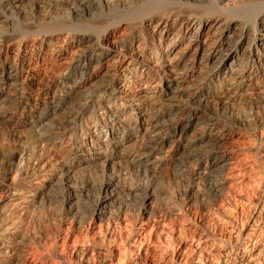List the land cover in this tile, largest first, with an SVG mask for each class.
I'll return each mask as SVG.
<instances>
[{
    "label": "bare ground",
    "instance_id": "1",
    "mask_svg": "<svg viewBox=\"0 0 264 264\" xmlns=\"http://www.w3.org/2000/svg\"><path fill=\"white\" fill-rule=\"evenodd\" d=\"M260 108L264 0H0V264L25 256L38 264L48 251L39 240L52 232L41 229L46 192L70 189L94 168L107 178L91 215L121 232L88 247L74 242L69 254L53 253L58 264H91L97 251L95 264H215L210 248L219 249L216 264H264V241L249 230L264 233L258 203L241 227L232 210L218 212L229 231L165 229L194 204L201 182L221 193L224 142L251 131L264 145L263 118L252 129L228 122ZM260 175L264 185V168ZM164 176L188 183L179 203L159 204ZM117 188L133 200L114 215L107 207ZM75 199L61 204L80 228Z\"/></svg>",
    "mask_w": 264,
    "mask_h": 264
},
{
    "label": "rangeland",
    "instance_id": "2",
    "mask_svg": "<svg viewBox=\"0 0 264 264\" xmlns=\"http://www.w3.org/2000/svg\"><path fill=\"white\" fill-rule=\"evenodd\" d=\"M258 111L255 112L254 114L255 116L250 115V113H246L247 114L246 115L243 114V112H237L234 118L229 119L228 122L233 123L234 120L236 121L237 119L238 120L240 119L242 122L244 121L247 122L244 123L248 125L246 126L247 128L252 129V127H249V124H253L252 123L253 119L255 118L264 119V108H260ZM251 136H252L251 131L248 132L243 131L242 133L237 134L232 138L228 139L226 142H224L225 144L224 143L222 144L223 150L226 152L228 157L222 163V164L224 163L226 164V169L224 171L219 170V173L221 175L217 174L220 175V177H225L224 186L222 187L221 193L219 195L214 193L212 189V182H207V181L201 182L198 187L199 191L196 194L194 204L189 203L185 208V210H187V213L183 211L182 214L176 217V220L178 222L176 221L175 223L172 221V219L170 218H169L170 220L167 219L168 224L165 226V229L167 231L174 226L177 229L184 228V226H186L185 228L188 229L187 234H189L191 237L192 236L191 234H194L193 231L197 228L196 226H198L199 224H202V226H204L205 228L208 227L212 228L217 223L220 224L219 225L220 228L229 231V224L223 222L219 218V216L217 215L218 212H225V210L228 211L229 209L232 210L233 211L232 214H234L233 215L234 221L231 224L234 225L238 224L237 226L241 227L242 223L248 219L256 203L259 204L258 209L264 211V204L261 202L263 200L261 195L264 194V185L260 183L261 180L260 178L262 177L260 174L264 168V145L259 146L255 144L253 141H251ZM258 149H259V154L257 155L256 151ZM5 151L6 149L4 150V153ZM4 153L2 150H0L1 158L3 157ZM14 175L15 173L12 174L11 177L13 178ZM164 177L158 180L159 185L157 186V192L161 201L159 202V204L162 203L164 204L177 200H178L177 202L179 203V198L182 192L184 191L183 189L188 183L185 182L184 180L182 181V179L180 180L179 178H174L171 176H164ZM106 178H107L106 176L102 175V172L101 170H99V168H94L90 171L77 173L73 179L70 188L71 190L67 188L63 189L61 186H53L52 190H50L51 192L50 191L46 192L45 196L47 198L45 197L46 201H44V204L41 207L43 213L42 211L39 212L40 214L42 213L40 217H42L43 215L41 221L42 222L41 229L44 231L50 229L52 230V232L48 237L44 238V240L42 239L43 241L39 240L41 241L40 244H42L44 248L47 249L48 251L45 252L43 251V253H41L42 258L40 260H37L38 264H58L53 256V253L54 254L56 253V255L58 254V256L61 254L62 255L67 253L69 254L74 242L78 241V243L81 246L85 245L86 247H88L91 246L93 242L100 241L106 235L113 237L121 232V229H119L117 224H115L116 223L115 220L113 221V219H110L108 221L105 218L102 219L101 222V219L99 220V218H97L95 215L93 216L91 215L93 214L91 213V211H93L92 209L95 208L94 206H96L95 204H97L98 202L96 200L99 199L100 197V186ZM131 182L132 184L136 185V184H140L142 180L133 177ZM116 190L119 191L118 192L115 191L116 192L114 193L116 194L115 198L111 200V202H109V205L107 207V211L109 213H113L114 215L118 214V208H119L118 203L124 202V200H128V198L133 200V196H130L129 193L123 192L119 188H117ZM73 194L77 196V199L72 201L74 204L73 203L71 204H73V206L76 208V211L79 209L76 216L78 221H81L83 223V225L80 228L77 227L75 220L72 221V219L74 218L76 219V217L73 218L72 215L71 216L67 215V211L64 210L62 205L63 204L62 201H64L65 197L67 199L68 196ZM118 196L119 198L117 202L116 198ZM181 199H180V203L182 202ZM200 202H205L207 208L206 209L201 208ZM71 204L69 205V207L71 206ZM230 210L228 212H230ZM57 219L65 220L61 224L60 230H58L59 225L55 223L56 221H58ZM121 219H122L121 221V225H122L126 219L123 216H121ZM153 222H154L153 219L149 221L148 224L151 225L149 226V230H147V233L150 232V228L152 227V224H154ZM193 223H195V225H193ZM245 223H243V225ZM250 225L249 228L251 229L249 230H255L254 231L255 234H253V238H254L253 242L262 241V240L264 241V233L258 231L260 227H254L255 225L253 223H251ZM56 228L58 229L56 230ZM56 232H59V236H58L59 238L57 236H54L56 235ZM153 235L154 232L151 233V236ZM163 237L166 238L165 235H163ZM25 240L30 248L33 247L32 244L33 241L30 239V237H26ZM205 251L207 252L211 251L217 254L219 253V249L212 250V248H210L204 250V252ZM96 253H95L96 257L95 255H93L92 257L89 256L91 264H95L99 258L98 255L99 252L97 251ZM199 254L200 252H198L196 256H199ZM217 254L213 258V260H215L213 261V263L215 264H216ZM35 259L36 258L32 256H27V257L25 256L24 258L21 259L20 263L21 264L31 263L34 262ZM158 259L159 257L158 258L156 257L155 259L150 258L148 263L165 264L161 262L160 259L159 260Z\"/></svg>",
    "mask_w": 264,
    "mask_h": 264
}]
</instances>
